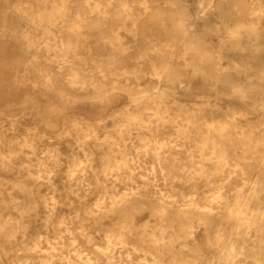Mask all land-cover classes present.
Segmentation results:
<instances>
[{
	"label": "bare ground",
	"instance_id": "1",
	"mask_svg": "<svg viewBox=\"0 0 264 264\" xmlns=\"http://www.w3.org/2000/svg\"><path fill=\"white\" fill-rule=\"evenodd\" d=\"M0 264H264V0H0Z\"/></svg>",
	"mask_w": 264,
	"mask_h": 264
},
{
	"label": "rangeland",
	"instance_id": "2",
	"mask_svg": "<svg viewBox=\"0 0 264 264\" xmlns=\"http://www.w3.org/2000/svg\"><path fill=\"white\" fill-rule=\"evenodd\" d=\"M122 36H123L122 37L123 40L127 39V37L125 36L124 33H122ZM184 86H185V88H187V87L190 86V87H192V89H194V87L200 88V87L203 86V81H201L199 79H196V78L195 79L189 78V80L187 81L186 84H184ZM196 91H198V89L193 90V91L191 90V92L190 91H184V92H181L179 95H176L178 102H180L181 104H185L186 106H190L193 102H195L196 99L190 98L189 94H191L192 92L193 93H196ZM37 93L38 92L36 90H32L31 91V94L32 95H36ZM42 93L44 94L43 97H41V94ZM42 93L40 94V97L39 98H40V102L42 103L43 106H50L51 103H57V105L59 107H61V108L62 107L63 108H67L68 107V105H67V103L65 101H62L61 102V101L56 100V98L53 97L51 95V93H47L46 91H42ZM114 101H115V104H117L119 106H124L127 103V100L124 98V96H116V98H114ZM82 108H84V109H82ZM77 109H80L83 112H87L88 110H91V107H90L89 104H85V105H81V106L79 105L77 107ZM93 109H94V116L93 117L96 120V117H98L99 114H100V110L98 109L97 105ZM63 148H65V147L63 146ZM62 176H63V173H61L60 176L55 179L56 186H58V188H60V189L62 188V185H63L62 184L63 183V180L61 178ZM56 195H60L62 197L65 196L63 194H56ZM146 217H148V213H144L142 216L139 217V219L142 220V219H145Z\"/></svg>",
	"mask_w": 264,
	"mask_h": 264
}]
</instances>
